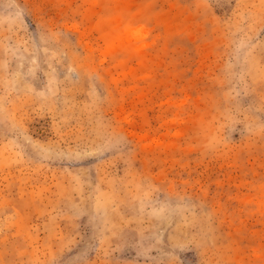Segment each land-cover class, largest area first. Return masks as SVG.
I'll use <instances>...</instances> for the list:
<instances>
[{
	"label": "rangeland",
	"instance_id": "374dc122",
	"mask_svg": "<svg viewBox=\"0 0 264 264\" xmlns=\"http://www.w3.org/2000/svg\"><path fill=\"white\" fill-rule=\"evenodd\" d=\"M0 264H264V0H0Z\"/></svg>",
	"mask_w": 264,
	"mask_h": 264
}]
</instances>
